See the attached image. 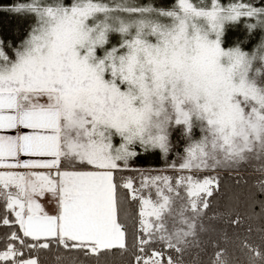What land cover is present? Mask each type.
<instances>
[{
  "label": "snow or ice",
  "instance_id": "1",
  "mask_svg": "<svg viewBox=\"0 0 264 264\" xmlns=\"http://www.w3.org/2000/svg\"><path fill=\"white\" fill-rule=\"evenodd\" d=\"M0 13L30 21L0 34V264H264V0ZM241 25L253 50L223 47ZM147 153L165 167H136ZM248 168L256 191L230 197Z\"/></svg>",
  "mask_w": 264,
  "mask_h": 264
},
{
  "label": "trees",
  "instance_id": "2",
  "mask_svg": "<svg viewBox=\"0 0 264 264\" xmlns=\"http://www.w3.org/2000/svg\"><path fill=\"white\" fill-rule=\"evenodd\" d=\"M0 3L10 4L12 3V0H0ZM19 19L20 17L18 16L9 15L6 13H0V22H1L0 26L4 27L5 35L8 34L9 37H12V36L20 35L26 30L24 24L18 23ZM247 36L248 34L243 30L242 25L239 27H229L225 31L223 47L230 48L233 45L235 46L239 44L245 51H251L258 42L259 37L248 39ZM197 134H198V129H197ZM178 135L179 134L177 133L176 135L173 136L174 142L177 140ZM180 143L182 144L183 141H180ZM135 166L142 170L162 169L165 167V159L158 153L142 154L141 157L135 161ZM243 175L246 177L247 183L241 185L238 188H233L231 185H229L228 194L230 197L243 198L249 195L250 193L256 191L255 188L253 187V184L255 183L258 174L254 172L251 168H248L243 173ZM215 210L216 208L213 209V211ZM255 210L257 212L260 211L258 207ZM215 223L217 224V227H223V225L220 224L219 222H215ZM253 223L255 225L258 224L259 221H255ZM2 234H3V230L0 229V235ZM229 236H231V232H229ZM202 238L207 239L206 236ZM0 247H2V245H0ZM58 255L63 256L64 254L56 253L55 251L51 253H41L40 254L41 264H67V261L64 260L58 261L57 260ZM202 259L205 261L206 264L208 260V254H202ZM127 262H128L127 256L121 257L120 255H116L113 257H109L107 264H127Z\"/></svg>",
  "mask_w": 264,
  "mask_h": 264
},
{
  "label": "rangeland",
  "instance_id": "3",
  "mask_svg": "<svg viewBox=\"0 0 264 264\" xmlns=\"http://www.w3.org/2000/svg\"><path fill=\"white\" fill-rule=\"evenodd\" d=\"M0 23H1V22H0ZM18 23H20V24H24V26L27 28V27H28V24L30 23V21H28V20H26V19L20 17ZM0 34H4V35H5V29H4V27H2V26H0ZM6 35H8V34H6ZM8 36H9V35H8ZM233 42H234V40H233ZM233 46H234V45H233ZM233 46H232V47H233ZM235 46H236V45H235Z\"/></svg>",
  "mask_w": 264,
  "mask_h": 264
},
{
  "label": "crops",
  "instance_id": "4",
  "mask_svg": "<svg viewBox=\"0 0 264 264\" xmlns=\"http://www.w3.org/2000/svg\"><path fill=\"white\" fill-rule=\"evenodd\" d=\"M0 134H9L7 130H2L0 131ZM44 206L46 208L47 211H51L52 210V205L48 204L47 202H44Z\"/></svg>",
  "mask_w": 264,
  "mask_h": 264
}]
</instances>
